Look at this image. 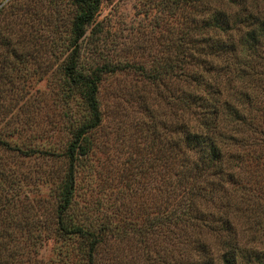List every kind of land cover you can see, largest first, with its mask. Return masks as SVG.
<instances>
[{
	"label": "rangeland",
	"instance_id": "1",
	"mask_svg": "<svg viewBox=\"0 0 264 264\" xmlns=\"http://www.w3.org/2000/svg\"><path fill=\"white\" fill-rule=\"evenodd\" d=\"M165 6V0H101L78 42V69H92L106 61L150 70L163 61L172 65L182 25L181 19L169 16ZM36 9L39 17L29 20L28 12ZM73 12L67 0H13L0 14V28L16 19L24 37L30 39L36 30L35 43L42 53L40 71L23 82L25 95L10 111L5 112L3 105L11 94L0 95V138L34 152L25 156L0 148V197L7 207L0 216V230L4 225L12 235L20 236V253L14 255L12 264H86L82 239L53 233L54 191L65 170L61 153L71 132L86 118L80 95L67 90L60 71L68 52ZM210 58L204 54L203 59L219 63ZM198 71L200 66H187L188 73ZM188 82L170 77L150 82L133 68L103 74L97 93L101 119L87 134L88 151L76 161L68 212L72 222L89 230L105 228L93 264H173L178 258L198 256L188 251L186 242L191 239L202 240L216 253L212 232L176 222L173 212L180 190L175 185V155L180 151L189 156L181 143L176 144L179 133L174 126L190 127L193 114L190 109L177 112L172 97L192 93ZM258 114L256 130L260 132L247 130L246 135L261 145L258 151L264 155V112ZM236 149L250 151L248 156L257 154L254 145ZM227 151L236 152L232 146ZM252 163L242 171V178L250 185L263 230L254 244L264 249V165L254 170ZM2 177L14 182L16 189H10ZM200 201L205 211H215L212 203ZM235 202L239 205L238 199ZM230 210L232 220L241 227V211ZM31 219L37 227L29 226ZM21 236L27 239L21 242Z\"/></svg>",
	"mask_w": 264,
	"mask_h": 264
},
{
	"label": "trees",
	"instance_id": "2",
	"mask_svg": "<svg viewBox=\"0 0 264 264\" xmlns=\"http://www.w3.org/2000/svg\"><path fill=\"white\" fill-rule=\"evenodd\" d=\"M11 1L0 0V14ZM67 1L74 7V12L66 42L68 52L60 71L67 90H74L80 95L86 118L76 125L61 153L65 159V170L54 191L53 233L66 239H82L81 249L86 256V264H93V256L105 228L99 227L95 231L92 227L89 230L72 222L68 216L76 161L88 151L87 134L98 126L101 119L97 93L103 74L133 68L134 72L150 82H163L167 77L175 81L188 80V85L196 91L172 97L177 112L190 109L193 114L190 127H183L180 123L174 126L179 133L176 144L181 143L189 156L180 151L175 155V185L180 190L173 212L176 222L212 232L216 238V253L202 240L191 239L186 242L189 244L188 251L198 256L178 258L173 264H264V249L254 244L263 231L260 230L261 222L257 221V203L252 202L254 195L250 192V185L247 179L242 178V171L249 166V162L253 161L254 170L264 165V155L258 151L261 145L253 143L246 135L247 130L260 132V129L256 130L259 124L255 114L262 115L264 112V0H165L169 16L181 19L182 26L174 44L176 53L172 65L163 61L151 70L133 63L109 61L96 64L92 69L79 70L78 42L84 36L87 25L94 20L101 0ZM39 11H26L29 20L37 19ZM17 24L16 19L10 20L0 28V95L11 94L4 99L5 112L10 111L25 95L23 82L37 74L42 64L41 49L35 43L36 30L28 39ZM204 54L219 63L203 59ZM33 59L39 60L32 62L36 65L30 69ZM191 63L200 66L201 72L188 73L187 66ZM174 70L176 73L173 74ZM6 100L10 103L7 104ZM252 145L257 152L253 156H248L250 151L236 149H247ZM230 146L236 152L227 151ZM0 148L7 153L25 156L34 153L31 149L21 150L11 146L1 138ZM3 180L10 189H16L14 182ZM214 198L217 202H213ZM236 199L242 207H238ZM3 200L0 197V216L7 209ZM199 200L200 204L212 203L210 206L216 208L215 211L208 208L205 211L198 205ZM230 209L241 211V227L232 220ZM160 220L165 221V218ZM36 222L29 220V226L37 227ZM2 228L0 264H12L14 255L19 252L17 237L20 236L12 235L4 225ZM21 237V242L27 239L26 236Z\"/></svg>",
	"mask_w": 264,
	"mask_h": 264
}]
</instances>
